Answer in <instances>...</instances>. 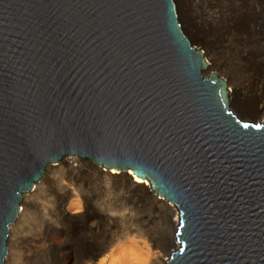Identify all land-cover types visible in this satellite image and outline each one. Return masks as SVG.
Returning <instances> with one entry per match:
<instances>
[{
    "label": "water",
    "instance_id": "1",
    "mask_svg": "<svg viewBox=\"0 0 264 264\" xmlns=\"http://www.w3.org/2000/svg\"><path fill=\"white\" fill-rule=\"evenodd\" d=\"M189 35L174 0H0V264L22 191L65 154L174 203L166 264H264V122Z\"/></svg>",
    "mask_w": 264,
    "mask_h": 264
},
{
    "label": "bare ground",
    "instance_id": "2",
    "mask_svg": "<svg viewBox=\"0 0 264 264\" xmlns=\"http://www.w3.org/2000/svg\"><path fill=\"white\" fill-rule=\"evenodd\" d=\"M241 1L242 6L238 8L232 6L229 0H222L207 10L203 21H193L190 15L187 22L192 37L205 49L204 56L210 66L204 70L213 69L219 76L227 78L232 107L239 100L240 103L246 102L254 108L252 115L264 122V20L258 12L264 0ZM175 4L178 18L181 19L176 0ZM252 4L257 5L252 8ZM233 55L247 61L246 66L252 70L248 79L243 77L237 80L223 71L222 68L228 65ZM248 92L251 93V99L245 98ZM105 169L108 167L75 154H65L53 165L47 164L43 178L22 191L19 212L14 224L9 225V250L3 264H49L47 256H56L60 264H85V261L87 264H166L165 256L177 245L173 232L175 219L179 216L178 208L172 207L174 203L168 199L156 195L147 177L137 176L130 168L124 171L114 166L109 167L110 170ZM58 171L65 174L59 182L67 193L45 198L46 205L41 204L44 206L42 227L35 228L34 232L32 230L24 245L22 242L19 245L21 222L24 223L30 206L45 189L49 174ZM96 172L110 180L111 193L116 190L127 193L128 205L124 202L120 204L112 194L110 215L96 211L92 198L83 193L78 184L79 178ZM144 201L163 209L169 229L167 235L165 232V235L158 237L150 218L143 216V220L138 219L136 207ZM102 222L105 223L103 226ZM108 226L110 240L102 246L97 245L96 236L101 227L107 230ZM59 238H63V243L56 242ZM33 240L39 245L38 250L32 247ZM64 247L72 251L67 256L62 254ZM19 249H25L22 257L19 256ZM42 251L46 252L45 255ZM30 254L43 257L32 261Z\"/></svg>",
    "mask_w": 264,
    "mask_h": 264
},
{
    "label": "rangeland",
    "instance_id": "3",
    "mask_svg": "<svg viewBox=\"0 0 264 264\" xmlns=\"http://www.w3.org/2000/svg\"><path fill=\"white\" fill-rule=\"evenodd\" d=\"M176 1L178 4L180 16H181V19L183 22V27L190 34H191V31L189 29L190 27L188 26L187 18H189L191 15V19L193 21H203V19H205L207 10L210 7H213L216 4H218V2H222V0H176ZM229 2L232 4V6L236 5L238 8H241V6H242L241 0H229ZM256 5L257 4H252V8ZM181 6H183V9H180ZM176 8H177V6H176ZM258 12L260 13V15L262 14L261 18L264 20V2H263V5H261L258 8ZM181 19L179 18L180 22H181ZM192 36L193 35L191 34V36H189V38L191 37L192 40H195L194 37H192ZM193 44H194V46L202 49L205 52L203 45L200 44L198 41L195 40ZM246 65H247V61H243L242 59L238 58L237 55L236 56L233 55L231 57L228 65L226 67H223L222 69L225 73L229 74L233 78H236L237 80L241 79L243 77L245 79L246 78L248 79L250 76L249 73L252 72V70H251V68H249ZM204 72L210 73V72H216V71L211 69L209 71L204 70ZM249 92H248V94L245 95L246 99H251L250 98L251 93H249ZM237 102L238 103H234V105H235L234 108L236 110L237 109L242 110L247 116L259 120L258 118L254 117V115H252V114H254V108L252 106H250V104H248L246 102L240 103V100ZM230 108L234 109L232 107L231 102H230ZM105 168H107V167H105ZM105 170H110V169L108 167V169H105ZM113 170H116V169H113ZM63 173L62 172L59 173V171H58L55 173L51 172V174H49V178L47 179L48 182H47L45 189L40 194V197L38 199H36L35 202H33L32 205L30 206L29 214H27V216L24 218V220L25 219L26 220L25 221L23 220L24 223L21 222L22 226L20 225V227H21L20 232L18 230V235L20 236V239L18 240L19 245L21 242L24 245V242L27 241L28 237L31 236V233H33L35 231V228L37 229V228L42 227L41 226L43 223L42 213L44 211V206L46 205L45 198H50L51 196L58 197V196L65 195L67 193V190L65 191L61 188V185L59 182L61 179L64 178L65 174H63ZM66 176H68V174H66ZM65 182H67V181H65ZM78 184L80 186L81 191L83 193H85L87 196L92 198V200L94 202V206L96 208V211H98V213H101V214L108 213L110 215V209H111L110 208V195H112V194L117 197L118 202H120V204H123V202H124L128 205V201H126L127 193L124 191H117V190L114 193H111L110 192V180L105 179L104 176L98 172L90 174L86 177L79 178ZM39 202H41V203H39ZM41 204H43L44 206ZM136 209L138 212V219L143 220L144 219L143 216L145 218H150L152 226H153V230L157 233L158 237L165 235V232L167 235V231L169 232V229H167L164 211L161 207H159L158 205H155L152 202H149V201L145 202L144 201L140 205H138V207H136ZM103 223L104 222H102L101 226H103ZM106 226H104V228H106ZM108 227H109V228H107L108 231L101 227L100 232L96 236L97 245L102 246V245L106 244L107 241L110 240V226H108ZM32 230H33V232H32ZM173 236H174V242L176 243V238H175L174 232H173ZM172 248H174V246ZM23 250H25V249H23ZM42 252H43V255H45L44 253H46V252L45 251H42ZM70 252H72V251L69 248L64 247L62 249V254L63 255L65 254L64 256L69 255ZM30 256H32V261L39 260L43 257V256L39 257V255L34 256V254H32V255L30 254ZM167 256H168V254L165 257H167ZM47 258H48L49 264L50 263L51 264H60L59 259L56 256H53V257L47 256Z\"/></svg>",
    "mask_w": 264,
    "mask_h": 264
},
{
    "label": "clouds",
    "instance_id": "4",
    "mask_svg": "<svg viewBox=\"0 0 264 264\" xmlns=\"http://www.w3.org/2000/svg\"><path fill=\"white\" fill-rule=\"evenodd\" d=\"M58 244H61V243H63V238H59V239H57V241H56ZM32 243V247H34L35 249H39V245L36 243V241H32L31 242ZM24 255V252H23V250L22 249H19V256L20 257H22ZM85 264H87V261H85Z\"/></svg>",
    "mask_w": 264,
    "mask_h": 264
}]
</instances>
